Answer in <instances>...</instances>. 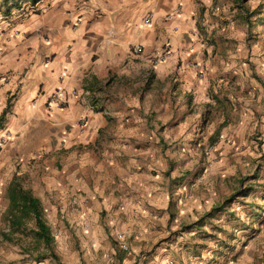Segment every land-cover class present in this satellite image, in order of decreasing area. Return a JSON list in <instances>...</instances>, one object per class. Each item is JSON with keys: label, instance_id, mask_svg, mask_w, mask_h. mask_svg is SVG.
Returning <instances> with one entry per match:
<instances>
[{"label": "rangeland", "instance_id": "1", "mask_svg": "<svg viewBox=\"0 0 264 264\" xmlns=\"http://www.w3.org/2000/svg\"><path fill=\"white\" fill-rule=\"evenodd\" d=\"M68 1L0 0V51L4 36ZM220 16L201 64L180 61L158 83L147 74L161 97L150 102L151 137L133 149L136 180L101 140L85 179L96 195L73 197V214L62 196H39L58 258L39 257L49 249L33 219L10 225L9 183L40 191L46 169L0 134V264H264V0H230Z\"/></svg>", "mask_w": 264, "mask_h": 264}, {"label": "crops", "instance_id": "2", "mask_svg": "<svg viewBox=\"0 0 264 264\" xmlns=\"http://www.w3.org/2000/svg\"><path fill=\"white\" fill-rule=\"evenodd\" d=\"M229 2L69 0V10L52 5L25 33L4 36L0 134L12 137L23 160L36 157L35 165L45 167L46 185L33 193L62 196L63 208L73 214V197L96 195L89 186L101 140L115 151L117 164L120 159L129 167V180H136L134 167L141 163L133 149L151 137L150 102L161 97L145 84L147 74L158 83L172 78L180 61L185 71L201 64L213 47L215 20ZM138 43L145 47L134 53ZM164 48L168 57L156 60ZM59 88L67 94L64 106L49 102ZM33 143L36 149L26 156L23 149L32 150Z\"/></svg>", "mask_w": 264, "mask_h": 264}, {"label": "trees", "instance_id": "3", "mask_svg": "<svg viewBox=\"0 0 264 264\" xmlns=\"http://www.w3.org/2000/svg\"><path fill=\"white\" fill-rule=\"evenodd\" d=\"M7 194L9 197L7 214L11 227L20 229L24 227L28 219H33L36 226L31 229L32 233L49 249V253H44L39 257L50 255L58 258L53 248L54 235L44 217L41 198L35 195L30 188L24 187L17 178H13L9 183Z\"/></svg>", "mask_w": 264, "mask_h": 264}, {"label": "built area", "instance_id": "4", "mask_svg": "<svg viewBox=\"0 0 264 264\" xmlns=\"http://www.w3.org/2000/svg\"><path fill=\"white\" fill-rule=\"evenodd\" d=\"M146 23H150L151 19L148 17L145 20ZM145 45L143 43H138L133 47V52L134 53H140L141 51H143ZM170 53L169 48H164L163 51L156 56V60H165L168 55ZM50 103L54 102L56 103L58 106H64V104L67 103V94L66 91L62 88L57 89L53 94H51L50 96Z\"/></svg>", "mask_w": 264, "mask_h": 264}]
</instances>
